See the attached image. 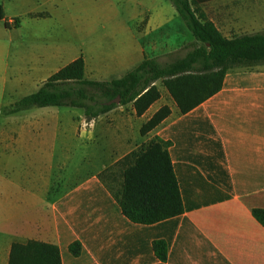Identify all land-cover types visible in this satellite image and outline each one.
Returning a JSON list of instances; mask_svg holds the SVG:
<instances>
[{
  "label": "crops",
  "instance_id": "crops-1",
  "mask_svg": "<svg viewBox=\"0 0 264 264\" xmlns=\"http://www.w3.org/2000/svg\"><path fill=\"white\" fill-rule=\"evenodd\" d=\"M229 2L231 10L224 8L226 0L201 5L223 35L228 36L223 30L241 25L264 31V0ZM114 6V0L84 8L81 0H0V32L10 38V45L0 42V66L2 53L16 50L10 72L0 67V113L3 96L36 91L79 56L85 78L110 80L134 68L144 56L170 61L171 57L159 60L152 51L183 45L178 32L186 26L174 6L141 1L130 18L113 26L119 36L106 43L112 51L95 52L89 59L79 51L65 61L64 45L49 50L44 46L43 52L34 53L11 40L14 32L21 37L23 18H58L63 23L67 17L84 15L96 22L97 17L117 15ZM9 18L14 19L13 26ZM169 33L175 36L172 42ZM100 47L101 42L94 46ZM167 53L166 57L173 51ZM159 92L140 115L127 103L107 110L105 123L97 120L100 114L92 118L90 128L80 129L70 146L64 138L48 136L45 122L36 127L32 121L18 122L14 117L21 111L0 117V165L14 163L13 170L0 168V264H9L14 243L28 241L56 246L60 264H264V225L253 213L264 211V64L230 69L218 91L184 113L165 88ZM163 105L169 113L141 135L142 123ZM45 107L55 106L39 108ZM153 137L166 143L182 212L141 223L123 214L114 186L107 183L116 170L113 165ZM74 154V168L66 171V160ZM53 157L61 158L57 172L50 171ZM19 161L26 165L21 170ZM35 161H41L37 168ZM74 241L80 245L77 254L69 249Z\"/></svg>",
  "mask_w": 264,
  "mask_h": 264
},
{
  "label": "trees",
  "instance_id": "trees-1",
  "mask_svg": "<svg viewBox=\"0 0 264 264\" xmlns=\"http://www.w3.org/2000/svg\"><path fill=\"white\" fill-rule=\"evenodd\" d=\"M190 31L193 41L182 55L171 56L161 63L146 57L119 78L92 80L84 77L81 56L52 73L36 91L24 95L3 109L11 114L30 107L69 106L83 109L94 118L117 105L132 103L135 113L142 114L157 100L160 81L179 111L184 113L221 88L224 75L235 67L264 64V31L225 36L202 10L210 0H169ZM119 96V103L105 101ZM169 113L166 105L155 111L142 125L144 135ZM107 185L128 218L152 223L182 212L181 198L172 171L166 143L153 137L118 160ZM109 169H112L109 168ZM107 170L101 173L104 180ZM264 225V211L254 210ZM77 254L80 245H69ZM9 264H60L56 246L36 241L14 243Z\"/></svg>",
  "mask_w": 264,
  "mask_h": 264
},
{
  "label": "rangeland",
  "instance_id": "rangeland-1",
  "mask_svg": "<svg viewBox=\"0 0 264 264\" xmlns=\"http://www.w3.org/2000/svg\"><path fill=\"white\" fill-rule=\"evenodd\" d=\"M81 0V6L84 8L89 3L94 2H100L101 0ZM134 1H137V6ZM139 1L152 3V4H162L166 6H172V3L169 0H114L115 6L114 8L117 10V15L113 17H97V21L94 22L91 20L90 17L81 15L79 17L75 18H65L64 22H60L57 19H47V18H40V19H30L23 18L25 23L23 24V29L19 33L21 37H17L16 32L12 34L11 39L13 42L18 41L19 44L28 46V50L34 51V53L37 52H43V47L45 46L46 49H52L54 46H65L66 47V53H65V61H68L69 58H71L74 54L77 52H81L84 55H87L90 57L93 55V53H103L111 52L107 46L106 43L113 42L117 40L118 34L113 32V26L124 20V18H130L129 15H131L132 10L134 8H137V10L140 8ZM227 3L225 4L224 8L231 10L230 8V2L229 0H226ZM210 8H212L210 6ZM206 11L208 12L209 8L205 7ZM210 13V12H209ZM128 16V17H127ZM9 24L14 25V19L9 18ZM221 29H227L224 26H219ZM253 29V30H252ZM259 29L258 26H254L253 28H248L244 25L239 26L238 28L234 27V29L230 32H226L223 30L225 34L228 36L234 35V34H241V33H252L253 31H256ZM184 32H178L180 35V38L183 39L184 43L180 47H176L173 50H167V49H156L152 51V53L157 54V58L159 60H166L170 59L169 57L175 56V55H182L187 48L184 47L188 44H190L193 41L192 37H187V32L189 31L187 28L184 29ZM3 31V30H1ZM16 34V35H15ZM189 34L191 36V33L189 31ZM33 35L34 37H32ZM37 35V37L35 36ZM149 36L144 37L145 46H148L147 39ZM173 34L169 33L167 38L169 42H172L173 40ZM10 38L8 35L5 36L4 31L0 32V42L6 44V42L9 43ZM101 42L102 47L100 48H94L97 43ZM176 42V41H175ZM10 45V43H9ZM23 46V47H25ZM26 48V47H25ZM15 48L12 47L9 49V51L4 55V52L2 53L3 57V63L1 64V69L5 68L7 73L10 72V69L13 67V60L15 55ZM20 51V49H19ZM168 51H173L171 53V56H167L166 54ZM150 52V50H149ZM168 54V53H167ZM96 58V57H95ZM5 61V62H4ZM89 61V60H88ZM0 69V70H1ZM41 82H36L35 85H38ZM156 86L159 87V89L164 92V88L161 84V82L158 80L156 81ZM9 85H7L6 89L8 90ZM29 90V89H27ZM23 92L18 91L16 94L11 92V94L5 95L2 98L3 106L2 110L4 108H7L12 101H15L18 99ZM165 94V93H164ZM19 113V112H18ZM4 113H0V117L4 120ZM100 118L97 119L101 121V123H105V115L100 114ZM18 120V122L23 120L32 121L35 124V127L37 123L45 122L46 125L50 127L49 131L47 132V135L50 137H59L64 138L67 141V145H72L71 140L78 135L80 132V129H88L90 128V120L92 118H88L85 116L83 109L78 107H69V106H55V107H45V108H39V107H30L29 109L21 111L17 117H14V119ZM96 119V117L94 118ZM46 126V127H47ZM40 128V126H39ZM37 131L34 130V135L37 136ZM52 146V145H50ZM49 146V147H50ZM51 148H54L52 146ZM58 145L56 144L54 149H57ZM53 152V150L51 151ZM55 152H57L55 150ZM74 153V152H73ZM61 158L53 157L50 162V171L57 172L58 162H60ZM77 161V157L75 154L71 157H69L67 162L66 171H71V169L74 168V164ZM48 162V163H49ZM41 164L40 162L35 161V164L33 165V168H37V166ZM52 165V166H51ZM26 166L24 161H19L17 168L19 170L20 167ZM1 169H5L6 171H9L10 168H14V163H12L11 166L6 163H2L0 165ZM61 169V167H60ZM62 173V170H61Z\"/></svg>",
  "mask_w": 264,
  "mask_h": 264
},
{
  "label": "water",
  "instance_id": "water-1",
  "mask_svg": "<svg viewBox=\"0 0 264 264\" xmlns=\"http://www.w3.org/2000/svg\"><path fill=\"white\" fill-rule=\"evenodd\" d=\"M119 96H116L115 98H113V99H110V100H108V101H105L104 103L105 104H110V103H116V104H118L119 103Z\"/></svg>",
  "mask_w": 264,
  "mask_h": 264
}]
</instances>
